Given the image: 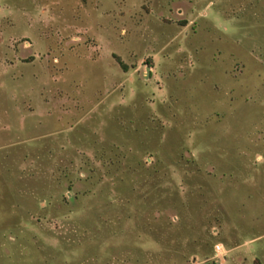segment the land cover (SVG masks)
I'll use <instances>...</instances> for the list:
<instances>
[{
  "label": "rangeland",
  "instance_id": "obj_1",
  "mask_svg": "<svg viewBox=\"0 0 264 264\" xmlns=\"http://www.w3.org/2000/svg\"><path fill=\"white\" fill-rule=\"evenodd\" d=\"M0 264H264V0H0Z\"/></svg>",
  "mask_w": 264,
  "mask_h": 264
}]
</instances>
